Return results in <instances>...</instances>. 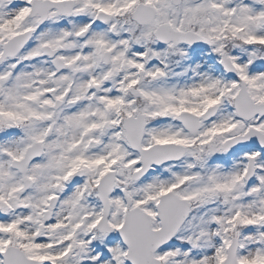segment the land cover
I'll return each mask as SVG.
<instances>
[{
	"label": "snow or ice",
	"instance_id": "6c2138e0",
	"mask_svg": "<svg viewBox=\"0 0 264 264\" xmlns=\"http://www.w3.org/2000/svg\"><path fill=\"white\" fill-rule=\"evenodd\" d=\"M0 264H264V0H0Z\"/></svg>",
	"mask_w": 264,
	"mask_h": 264
}]
</instances>
